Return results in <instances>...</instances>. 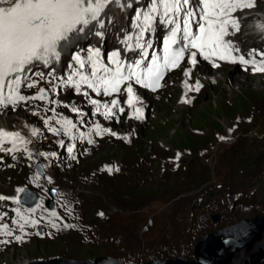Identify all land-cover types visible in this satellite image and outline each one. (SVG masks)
Wrapping results in <instances>:
<instances>
[{"label":"snow or ice","instance_id":"6c2138e0","mask_svg":"<svg viewBox=\"0 0 264 264\" xmlns=\"http://www.w3.org/2000/svg\"><path fill=\"white\" fill-rule=\"evenodd\" d=\"M110 2L111 0H16L13 6L0 7V105L7 103L15 105L30 99L45 100L47 92L44 89H40L38 95L31 97L20 93L21 85L33 88L38 83L36 80H31L28 75L31 72L30 66L36 62L50 65L53 60L59 59L61 44L69 42L74 34L84 33L85 29L94 22H98L99 26L103 27L100 17ZM198 4L199 11L196 9L185 11L190 5V0H151L147 11L137 12L135 19L138 22L141 18L143 20L142 23L135 25L140 29L136 37V44L140 49L145 48V44L141 41L156 16L160 17L162 23L174 25L164 40L165 55L162 63L159 57H153L150 67L141 68V62H137L134 65L128 64L125 71V62L119 60V51L111 54L110 62L115 67H109L101 63L98 49H89L87 62L92 68L91 77L80 71L85 65V59L79 54L74 55V60L79 65L75 75L79 77L80 82L86 83L88 88L97 93L101 89L106 94L119 92L120 84L133 78L137 84L155 88L159 86L164 71L177 67L189 49L197 50L191 52L193 65L197 62L196 57L199 52L205 59L212 56H218L222 60L238 59L241 63L252 64L256 70L264 72V60L257 62L255 59L246 60L243 56L233 57L234 46L231 41L225 39L231 34L229 28L235 31H239L240 28L239 21L233 14L238 10L255 7V0H198ZM181 12H185L183 27L177 22ZM197 15L199 20L196 19ZM193 23L198 25L196 31H193ZM259 27L264 31V24ZM96 35H102V33L97 32ZM132 39V36H128L123 42L127 44ZM180 39L186 43L176 48ZM142 55L146 57L147 52H143ZM260 55L264 56V53ZM33 75L44 78V73L41 72L33 73ZM26 81L28 82L25 83ZM67 82L73 83L71 76ZM74 86L79 90V83H75ZM5 88H7V95H5ZM127 92L128 103L131 104L133 89L130 84ZM92 103L97 102L92 101ZM118 103L116 100L112 101L113 106H117ZM104 107L108 109L104 113L107 116L111 113V109L108 105ZM120 110L123 111V109ZM97 129L99 130V126ZM51 130L56 131V129ZM5 137L9 138L13 144V148L8 151H14L16 142L23 140L19 133L0 131V146ZM68 150L71 152L72 148ZM0 199L7 198L0 197ZM3 229L5 234L12 235L7 225H4ZM16 239L19 240L21 237Z\"/></svg>","mask_w":264,"mask_h":264},{"label":"rangeland","instance_id":"374dc122","mask_svg":"<svg viewBox=\"0 0 264 264\" xmlns=\"http://www.w3.org/2000/svg\"><path fill=\"white\" fill-rule=\"evenodd\" d=\"M214 74L219 80L214 87V97L200 100L192 108L194 109L191 110L192 115L191 112H186L183 115H169L174 124L171 122L166 123L165 118H163L152 129H146L144 131L145 144L134 147L125 145L107 146L98 152V155L92 161H89L88 165L86 164L85 168L89 169L104 162H122L125 164L123 174L126 175L127 169L136 164L134 162L137 161L139 155H144L142 152L145 149V154L148 156L153 151L160 153L161 156H173L175 150L194 152L191 155L192 162L189 163L187 170L181 171L178 176L168 174L169 180L167 182L160 180L161 174L154 161H152L153 164H150L151 161L143 163L149 170L154 169V172L150 171L148 175L146 186H141L138 183L135 174L133 175V185L128 187H124L123 179H113L114 189L110 193V202L113 203V206H121L123 202H128L132 204L130 210L134 212L141 204H146L143 206V212H138L140 219H144L145 213L152 211L166 212L169 206L165 202L169 199L171 192H178L186 188L188 192L182 195V198H185L191 195L189 194L190 191L199 192L204 184L208 185L213 182L211 185L215 186L216 182L221 183L219 180L227 178L229 170L226 166L227 162L224 161V153L233 148L232 143L221 144L215 151H212L214 152L210 160V163L214 164V166L211 165L213 170L212 180H203L205 171H196L197 165L192 167L194 163L198 162L200 157L198 152L208 148L214 142L217 134L226 133L227 130H231L240 121L246 122L255 118V123L245 125L241 136H244L245 133L257 135V137L264 136V129H261V124L264 123V75L251 77V75H244L237 72V70H220ZM239 75L242 76L239 77ZM12 119H17L14 118V114H4L0 117V122H9ZM247 142L250 149L253 150L255 147L253 140L250 139ZM253 159L259 161L249 162L246 156L240 157L237 153H230L226 157L229 164L231 163L233 166L238 164L240 170L243 168L256 169L264 165L263 150L255 154ZM134 170L138 172L139 177L141 175L139 170L137 168H134ZM156 174L159 175L158 181L154 177ZM244 176H246V173H241L239 178H244ZM165 186L169 187V190H166ZM223 192H226V189ZM136 220L137 212L129 227L124 229L125 234L128 235L125 242L127 244H130L129 241L134 240L135 242L138 240ZM107 255L108 253L103 247L79 248L72 241L62 239L60 241L36 242L32 247L23 251L10 250L0 257V264H23L33 259L43 258L45 260L49 257L74 260L75 263L103 262L102 258ZM129 255L130 250L126 252V256ZM85 260L88 261L85 262Z\"/></svg>","mask_w":264,"mask_h":264},{"label":"water","instance_id":"95a60500","mask_svg":"<svg viewBox=\"0 0 264 264\" xmlns=\"http://www.w3.org/2000/svg\"><path fill=\"white\" fill-rule=\"evenodd\" d=\"M261 225H263V224H261ZM253 232V231H252ZM219 233H217V234H215V235H213L212 237H210V238H207L206 240H204L203 242H201V244L200 245H197V248H198V253L199 254H201L202 255V261H200V259H199V261L200 262H198V263H194V264H205L204 262H205V260L203 259V255H204V250H205V246L207 245V244H212V243H215L216 242V240L215 239H218V238H221L220 240H223L222 239V237H224L223 235H222V233H220L219 235H218ZM216 235H218V236H220V237H218V238H216L215 236ZM247 236H249L248 234L245 236V237H247ZM245 237H242V238H240L238 241L241 243V244H243V243H245V241H244V238ZM239 244H230L228 247L227 246H222V248L221 249H219V247H217L218 245H216L215 247H209L210 248V252L211 253H214V255H216L217 254V252H219V251H221V250H224V252H226L227 251V253H231L233 250H235V247L236 246H238ZM223 252V251H222ZM222 252L221 253H219L216 257L213 255V257H211V260H209L208 262V264H210V263H214V261H217L218 259H219V257H222ZM216 253V254H215ZM102 260H104L103 262H100V264H116L113 260H110V259H102ZM239 262V260H237V263ZM99 264V263H98ZM152 264H192V263H188L187 261H185V260H183V259H179V260H177V261H171V260H167V261H164V262H156V263H152Z\"/></svg>","mask_w":264,"mask_h":264},{"label":"bare ground","instance_id":"6f19581e","mask_svg":"<svg viewBox=\"0 0 264 264\" xmlns=\"http://www.w3.org/2000/svg\"><path fill=\"white\" fill-rule=\"evenodd\" d=\"M68 46H69L68 44H65L64 48H66ZM240 76H242V75H239V77ZM251 77H250V79H251ZM17 117H18L17 115H14V118H17ZM132 163H133V161H132ZM235 244H239L238 246L235 247V250H233L231 253L229 252V253L223 255L222 258H220L217 261H214V263H210V264H237V260H239L238 257L240 256V258H241V256H243L244 254L251 252L253 249L257 248L260 244V241L253 242V243L248 242V243H243V244H241L239 241H237V242H235ZM203 259H204V257H203ZM200 261H202V256L200 257ZM51 264H54V263H51Z\"/></svg>","mask_w":264,"mask_h":264},{"label":"trees","instance_id":"16d2710c","mask_svg":"<svg viewBox=\"0 0 264 264\" xmlns=\"http://www.w3.org/2000/svg\"><path fill=\"white\" fill-rule=\"evenodd\" d=\"M249 228L251 229V227L249 225H244L243 228L238 229L237 231H232V233H229L228 235H225V238H222L223 240H218L217 242H215L214 245L206 246L205 250H204V255H203V257L205 256V262L204 263H207V261L210 260L211 257L214 255L213 253L210 252V248L209 247H215L216 245H218L217 247H219V249H221L222 246H226L227 245V242H234L236 240V238L242 237L245 234H247L249 232V230H250ZM51 263H54V264H69V263H66V262H63V261H60V260L48 261V262H45V263H32V264H51ZM87 264H98V263H93L92 262V263H87Z\"/></svg>","mask_w":264,"mask_h":264}]
</instances>
